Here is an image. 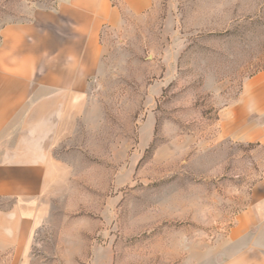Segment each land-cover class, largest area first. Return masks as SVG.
I'll use <instances>...</instances> for the list:
<instances>
[{
  "label": "rangeland",
  "instance_id": "374dc122",
  "mask_svg": "<svg viewBox=\"0 0 264 264\" xmlns=\"http://www.w3.org/2000/svg\"><path fill=\"white\" fill-rule=\"evenodd\" d=\"M56 0H0V30ZM33 252L45 264H214L264 146L224 122L264 69V0H155L107 38ZM11 200L0 199V209Z\"/></svg>",
  "mask_w": 264,
  "mask_h": 264
},
{
  "label": "crops",
  "instance_id": "0c3cea01",
  "mask_svg": "<svg viewBox=\"0 0 264 264\" xmlns=\"http://www.w3.org/2000/svg\"><path fill=\"white\" fill-rule=\"evenodd\" d=\"M155 0H56L0 30V264H45L33 248L68 164L53 154L86 114L89 90L105 67L107 38ZM232 139L264 146V69L247 77L230 105ZM263 175L252 202L218 242L214 264H264Z\"/></svg>",
  "mask_w": 264,
  "mask_h": 264
}]
</instances>
